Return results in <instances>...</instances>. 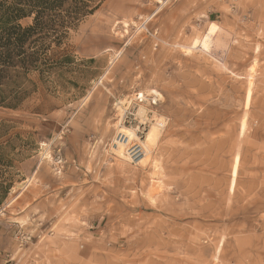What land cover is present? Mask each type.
Masks as SVG:
<instances>
[{"label": "rangeland", "instance_id": "1", "mask_svg": "<svg viewBox=\"0 0 264 264\" xmlns=\"http://www.w3.org/2000/svg\"><path fill=\"white\" fill-rule=\"evenodd\" d=\"M48 57L0 108V264H264V0H105ZM141 105L136 166L111 147Z\"/></svg>", "mask_w": 264, "mask_h": 264}, {"label": "trees", "instance_id": "2", "mask_svg": "<svg viewBox=\"0 0 264 264\" xmlns=\"http://www.w3.org/2000/svg\"><path fill=\"white\" fill-rule=\"evenodd\" d=\"M104 2L0 0V108L21 109L34 92V88L30 89L34 86L30 76L34 73L46 75L51 70L48 55L53 44L65 43L70 31L93 15ZM28 19L32 22L23 26L22 21ZM0 127H6L4 121ZM5 136L2 133L0 138ZM2 152L0 147V154Z\"/></svg>", "mask_w": 264, "mask_h": 264}, {"label": "bare ground", "instance_id": "3", "mask_svg": "<svg viewBox=\"0 0 264 264\" xmlns=\"http://www.w3.org/2000/svg\"><path fill=\"white\" fill-rule=\"evenodd\" d=\"M124 26H126V23L124 24ZM217 31H218L217 25L210 24L208 31L202 36V38L194 39L190 46L185 47L186 53H191L193 50H197V49H200L201 51H203L205 53H210L211 49L214 46L213 44L214 43L217 44V42H216L217 39L215 40V36L217 34ZM219 42H221V41H219ZM141 93H140V95L138 93L136 95V98L137 99L141 98L142 101H144V102L147 101L145 94L144 93L141 94ZM147 93L152 94V96L155 97V98H153L154 101H158V98L161 97V93H159L156 90H152L151 92L147 91ZM118 112H119V110H118ZM148 116L149 115H148L147 108L145 106L141 105L138 109V112H137L138 119L140 120V122L146 123L149 120ZM153 121H155V119ZM160 125L161 124H159V123L151 124V127L149 128V131L147 132V134L145 136V139L140 142L139 145H140V147H142V149L144 151V157L142 159H140V161L136 164V166L143 164L147 158H150L154 155V153L158 147L160 137H161ZM131 126H133V125H131ZM138 130L139 129L137 128V126L135 128H133V127L130 128V127H127V125L124 126V124H122V123L116 124V134H118V135L120 134L122 137L120 140L117 137L116 138L114 137L113 144L111 147V151L116 156V158H118L123 163L126 162L128 164H131L125 156V152H126L125 149L127 147H129L133 143V141L138 139V136L136 134V132ZM153 164H154L155 168L159 167V164L156 161H154ZM157 181H159V180L153 179V186H156L155 182H157ZM157 183H159V182H157Z\"/></svg>", "mask_w": 264, "mask_h": 264}, {"label": "built area", "instance_id": "4", "mask_svg": "<svg viewBox=\"0 0 264 264\" xmlns=\"http://www.w3.org/2000/svg\"><path fill=\"white\" fill-rule=\"evenodd\" d=\"M138 101L140 102L141 100H138ZM132 117H134V114L130 113L129 117H127V120H130V118H132ZM127 120H126V122H128ZM159 124H161V126L163 128H165L164 123H159ZM137 128L139 129L136 132L138 139L133 141V143L125 149V151H126L125 156H126L127 160L131 164H134V165H136L140 161V159H142L144 157V151H143L142 147H140L139 144L142 141V136L144 135L143 133H144V130L146 129V123L144 122L143 124L139 125ZM116 137L120 140L122 136L120 134L119 135L117 134Z\"/></svg>", "mask_w": 264, "mask_h": 264}]
</instances>
